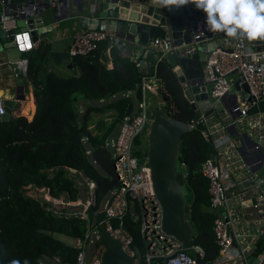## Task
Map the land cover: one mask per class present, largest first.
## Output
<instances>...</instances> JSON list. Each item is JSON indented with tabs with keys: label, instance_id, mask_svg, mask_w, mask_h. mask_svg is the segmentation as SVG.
I'll use <instances>...</instances> for the list:
<instances>
[{
	"label": "built area",
	"instance_id": "1",
	"mask_svg": "<svg viewBox=\"0 0 264 264\" xmlns=\"http://www.w3.org/2000/svg\"><path fill=\"white\" fill-rule=\"evenodd\" d=\"M61 1L47 3L56 7ZM190 5L195 12V35L191 42L175 46L171 36L165 33L150 43L157 56L153 75L142 80V100L136 101L131 122L124 117L120 134H114L104 143L113 159L118 187L98 211L105 213L103 225L107 234L120 244L125 254L135 259V264H139L138 251L133 247L132 236L123 227L126 216L138 224L143 264H198L202 258L199 247L190 248L197 254L194 259L187 254V249L174 244L163 232L162 209L153 190L147 154L142 157L135 154V141L147 135L153 119L145 94L153 95L161 88L154 73L156 64L169 54L175 55L179 49L192 55L206 46L201 73L207 109L201 112L193 96L189 103L195 106L198 117L188 123V128L196 130L200 124L203 130L198 132L211 148L199 173L207 182L209 210L215 215L212 230L218 255L213 264H252L253 261L264 264V41L236 40L224 33L209 32L205 13ZM33 9H44L43 2H36ZM117 41V34L111 30L80 29L72 36L67 52L69 60L94 54L101 43L113 47ZM26 69V60L15 61L12 80L24 79ZM150 80L154 82L149 84ZM182 90H186L185 85ZM5 101L0 97V116L6 113ZM219 107L221 110L217 112ZM94 189V183L81 177L78 199L71 202L67 198L52 197L46 188H25V195L38 201L53 216L86 222L85 236L73 239L72 248L77 251L75 264L103 263L105 249L98 243L100 229L94 219L89 220L87 213L89 208H94ZM90 247L92 251L88 254ZM38 264L61 262L58 257H44Z\"/></svg>",
	"mask_w": 264,
	"mask_h": 264
},
{
	"label": "trees",
	"instance_id": "2",
	"mask_svg": "<svg viewBox=\"0 0 264 264\" xmlns=\"http://www.w3.org/2000/svg\"><path fill=\"white\" fill-rule=\"evenodd\" d=\"M109 48L107 43H101L94 54L74 58L73 68L78 74L71 76L52 71L42 75L48 57V49L42 43L23 53L22 59L27 62L24 80L32 86L35 112L30 121L23 116L0 119V264H38L44 257H58L61 264H75L77 251L53 235L82 239L87 232L85 221L53 216L25 195L26 187L46 188L54 198L75 202L81 177L86 178L95 185L97 211L118 187L113 159L104 143L123 121L131 98L121 97L103 106L88 105L80 112L81 103L110 100L137 89L138 61L118 55L109 68ZM173 70L165 58L155 66V77L161 85L158 94L165 100L160 109L168 118L188 124L195 111ZM110 112L112 121L98 127L100 135H93L89 128L92 114ZM88 138L97 143L95 148L90 147ZM135 151L137 156L147 154L146 135L136 139ZM210 154V146L196 130L183 137L178 149V158L186 168L185 220L192 231V246L202 251L198 264H213L218 255L212 230L215 215L209 210L207 182L199 173L201 163ZM123 227L132 236L138 262L143 264L138 224L126 216ZM39 230L49 231L52 236Z\"/></svg>",
	"mask_w": 264,
	"mask_h": 264
},
{
	"label": "water",
	"instance_id": "3",
	"mask_svg": "<svg viewBox=\"0 0 264 264\" xmlns=\"http://www.w3.org/2000/svg\"><path fill=\"white\" fill-rule=\"evenodd\" d=\"M18 1L12 3L9 0H3L0 3V54H5L10 62L19 60L22 53L29 51L38 42L44 44L48 49L51 43L49 34L52 28H45L43 16L45 11L51 13L55 22L68 19L71 13V9H68L69 0H62L56 7H50L46 1L42 0L44 5L42 10L33 9L37 0ZM71 2L78 13H83L86 10L89 15L94 17L79 16L77 18L79 29L95 30L99 28L111 30L117 34L116 45L108 51L112 60L117 57V49L123 46L135 53L133 58L138 61L140 70L138 86L134 95L135 101L138 102L142 100L143 78L153 75L157 52L149 46L156 39L157 32L159 30L167 31L175 46L190 43L195 35V12L190 4L169 11L165 7L153 4L152 0H73ZM64 6L68 10L65 18L60 16ZM25 36L28 37L27 41L23 39ZM205 51L206 46H202L197 52L194 58L197 64H199V60L204 59ZM48 57L55 66L73 69L67 52L50 51ZM165 59L175 69L179 83L186 86L184 96L188 102H191L194 96L197 107H200L201 112H206L205 105L208 98L203 75L200 70H196V75L187 76L185 70L186 61L191 59L190 55L178 60L176 54H169ZM20 89L23 87L20 86ZM23 100V94L16 98V101ZM4 104L6 113L0 116L2 121L9 118L15 101H5ZM133 107L134 103L131 101L124 113V117H127L129 122L132 120ZM192 107L195 106L192 105ZM197 117L198 114L195 113L194 119ZM121 128L122 124L120 123L116 129V135L120 134ZM196 130L202 131V126L197 125ZM189 131L187 123L170 119L162 109L157 108L153 110V119L146 135V143L153 190L162 209V230L173 239L174 244H180L182 248L187 249V254L190 257L196 259L197 254L190 249L192 247V231L185 220L186 197L188 196L184 181L186 168L178 158L179 146ZM86 141L91 148L97 146V143L91 138ZM87 213L100 229L98 243L105 249L102 264H135V259L125 254L120 244L110 238L105 231L104 211H97L91 207ZM38 232L49 237L52 236L49 231L39 230ZM252 264H256V261H253Z\"/></svg>",
	"mask_w": 264,
	"mask_h": 264
},
{
	"label": "crops",
	"instance_id": "4",
	"mask_svg": "<svg viewBox=\"0 0 264 264\" xmlns=\"http://www.w3.org/2000/svg\"><path fill=\"white\" fill-rule=\"evenodd\" d=\"M0 1H3V0H0ZM9 1H11L12 3L19 2L18 0H9ZM44 1L47 2L48 0H44ZM71 1H73V0H69V4H68V9H71L70 17L68 19L66 18L64 20H60V21L55 22L49 11H45V13L43 15L44 16V22H45V28H48V29L52 28V31L49 34V36H50L49 38H50L51 43L49 44L47 52H50V51L68 52L73 34L80 30L78 27L77 18L79 16H82V15L86 16V17H91V18L93 17V16L89 15L86 10H84L83 13H78L76 7L72 4ZM37 2H39L41 4L42 0H37ZM0 14H1V8H0ZM67 14H68L67 7L64 6L62 8L60 16L65 18L67 16ZM165 33H167V31L159 30L156 34V38H159L160 35H164ZM39 43H41V42L36 43V45H38ZM36 45H33L31 48L35 47ZM109 49H108V51H109ZM22 55H23V53L21 54L20 59L17 61L23 60ZM118 55L119 56H130L133 58L135 56V53L132 52L131 50L126 49L123 46V47L117 49V56ZM196 55H197V52L193 53L192 55H190L191 59L189 61H186L187 64L189 63V65L186 64V69H185L187 76L196 75V72H197L196 70L201 71V64L202 63L200 60L198 61L199 64L196 63V60L194 59ZM186 56H189V55L185 54L183 52V50H181V49H179L178 52L176 53V58L178 60L185 58ZM106 57L108 58V63H107L108 67L112 68V65H113L112 61L113 60L109 57L108 52H107ZM13 63L14 62H10L7 59L5 54H0V97L4 98L6 101H15V105L9 113V118L14 117V116H23L27 120L30 121L34 115V112H35V104H34V99H33V95H32V86L30 83L26 82L24 79H20L17 81L12 80ZM51 71L55 72L61 76H71V75H77L78 74L77 70H75L74 68L72 70H69L65 66H55L52 63L51 59L49 57H47L44 64H43V69H42L41 73H42V75H44L45 73L51 72ZM173 71L175 72V69ZM152 82H154V81H151V80L148 81L149 84H151ZM20 86H22L23 89L19 90ZM181 87L184 88V85L181 84ZM135 91L128 93V94L114 96L110 100H100V101H96V102L81 103L80 112L82 113L88 105L103 106V105H106L108 103L114 102V101L120 99L121 97H129V98H131V101H133V103H134V102H136L135 98H134ZM22 94L24 96V100L23 101H16L17 96L22 95ZM157 98H158V96H157ZM148 105H149V103H148ZM154 105H156V104H154ZM150 108H151V106H150ZM111 121H112V113L111 112L107 113V114H103V115L92 114L91 119H90V127L89 128L92 130L93 135L98 136V135H100V132L97 128L98 124L101 123L100 124V126H101L102 124H109ZM115 134H116V130H115ZM140 138H144V135H141ZM55 235L56 234H54L53 236L55 237Z\"/></svg>",
	"mask_w": 264,
	"mask_h": 264
},
{
	"label": "clouds",
	"instance_id": "5",
	"mask_svg": "<svg viewBox=\"0 0 264 264\" xmlns=\"http://www.w3.org/2000/svg\"><path fill=\"white\" fill-rule=\"evenodd\" d=\"M161 7L179 9L194 4L205 13L206 27L236 40L264 41V0H152Z\"/></svg>",
	"mask_w": 264,
	"mask_h": 264
},
{
	"label": "rangeland",
	"instance_id": "6",
	"mask_svg": "<svg viewBox=\"0 0 264 264\" xmlns=\"http://www.w3.org/2000/svg\"><path fill=\"white\" fill-rule=\"evenodd\" d=\"M110 48H111V47H110ZM157 96H158V98H157ZM145 98L147 99V101H148L149 105L151 106L152 110H155V109H157V108H161V106H163L164 103H165V100L162 99V98L159 96L158 93H154L153 95L147 93V94H145ZM156 99H157V100H156ZM154 104H156V105H154ZM136 106H137V103L134 102V107L136 108ZM220 110H221V108L219 107V108L217 109V112H219ZM100 119H101V118H100ZM100 124H101V123L98 124V127H100ZM98 127H97V128H98ZM114 134H115V132H114ZM114 134H113V135H114ZM113 135H112V136H113ZM145 135H146V134H145ZM88 149H89V147H88ZM134 219H137V216H136V215L134 216ZM54 238L57 239L58 241H61V242L64 243V244L70 246V247H72L73 244H74L72 238H69V237H66V236H63V235L56 234ZM91 251H92V247H90V249H89V251H88V254H89ZM136 264H137V263H136Z\"/></svg>",
	"mask_w": 264,
	"mask_h": 264
},
{
	"label": "snow or ice",
	"instance_id": "7",
	"mask_svg": "<svg viewBox=\"0 0 264 264\" xmlns=\"http://www.w3.org/2000/svg\"><path fill=\"white\" fill-rule=\"evenodd\" d=\"M23 39H24L25 41H27V40H28V37L25 36V37H23ZM29 46H30V44H29Z\"/></svg>",
	"mask_w": 264,
	"mask_h": 264
}]
</instances>
